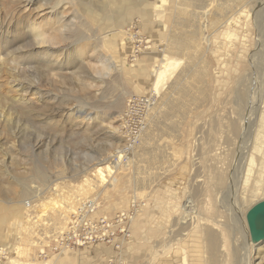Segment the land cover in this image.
<instances>
[{
    "label": "rangeland",
    "instance_id": "rangeland-1",
    "mask_svg": "<svg viewBox=\"0 0 264 264\" xmlns=\"http://www.w3.org/2000/svg\"><path fill=\"white\" fill-rule=\"evenodd\" d=\"M132 1L0 0V264H60L59 255L41 261L37 249L68 218L58 230L57 213L37 225L35 213L41 202L74 201L81 188L85 198L98 193L103 213L145 202L122 251L126 264H264V239L245 236L239 217L264 199V0H166L167 26L155 42L141 17L130 16ZM128 28L134 55L117 44ZM170 28L189 42L148 114L145 141L107 187L92 189L94 165L126 143V100L150 92L137 80L140 56H161ZM245 122L253 130L242 136ZM24 200L35 205L29 214ZM23 246L26 254H16ZM74 251V264L114 257L99 243Z\"/></svg>",
    "mask_w": 264,
    "mask_h": 264
},
{
    "label": "built area",
    "instance_id": "built-area-1",
    "mask_svg": "<svg viewBox=\"0 0 264 264\" xmlns=\"http://www.w3.org/2000/svg\"><path fill=\"white\" fill-rule=\"evenodd\" d=\"M134 41H136V34ZM138 41V40H137ZM136 48V46H135ZM132 49V55L136 52ZM157 99V94L149 92L146 95H132L126 100L125 109L120 117V130L126 136L127 146L117 158V150L110 155L111 167L115 170L130 163L134 148L138 145L140 137L147 126L148 114ZM153 101V103H151ZM145 206L141 199H134L132 205L124 210L114 213H103L97 197L85 199L80 206L68 216L66 226L52 237L48 243L37 249V258L48 261L65 251L75 250L86 246L103 244L112 247L114 257L108 258L104 264H126L122 258L124 246L132 241V221ZM6 254H0L5 257Z\"/></svg>",
    "mask_w": 264,
    "mask_h": 264
},
{
    "label": "bare ground",
    "instance_id": "bare-ground-1",
    "mask_svg": "<svg viewBox=\"0 0 264 264\" xmlns=\"http://www.w3.org/2000/svg\"><path fill=\"white\" fill-rule=\"evenodd\" d=\"M166 0H157V1H154V0H142L141 2H138V3H131V7L132 8H137V10L139 11V15L141 18H145V16L147 15L148 17L151 18V15H155L158 19H160L162 21V17H163V6H164V3H165ZM257 2V1H256ZM259 2V1H258ZM257 2V3H258ZM261 5V3H259ZM264 4V3H263ZM259 6V5H258ZM262 6V5H261ZM257 7V6H256ZM261 9V8H260ZM259 12V10H258ZM263 12V11H262ZM256 15V14H255ZM263 14H261L262 16ZM264 17V16H263ZM262 17V18H263ZM129 19V16L128 17H124L123 21L124 22H127ZM140 19V18H139ZM147 20V19H146ZM264 22V21H263ZM230 23V22H229ZM262 23V22H260ZM162 24V23H161ZM133 23L129 24L128 26H132ZM260 25V24H259ZM264 25V24H263ZM120 27V26H119ZM206 28V27H204ZM258 28V27H257ZM34 32H33V36L35 38H39V42L40 43H43L45 42V39L44 38H41L40 36V33L36 30V29H33ZM130 29H126V30H121L120 29V32L121 33V38H120V45L121 47L123 48H127V50L129 52H132L131 50V44H133V40H134V35L132 34L131 31H129ZM262 32V31H260ZM208 40V39H207ZM132 42V43H131ZM257 49V48H256ZM258 52V51H257ZM255 53V52H254ZM260 53V52H259ZM259 55V54H258ZM256 56V55H255ZM134 57V56H133ZM257 57V56H256ZM255 58V57H254ZM135 60V59H134ZM262 62V61H261ZM139 63V62H138ZM179 64V61L176 60L175 58H172V57H169L167 56L165 53H161V56L157 62V64L153 65L152 69L150 70V76H152V80H151V84H150V92H154L157 94V98L158 96L161 94L162 90L164 89L165 87V83H166V80H167V76L169 74H171V72L173 70L176 69V67H178L177 65ZM254 64V63H253ZM252 64V65H253ZM259 64V63H258ZM261 65V64H260ZM263 65V64H262ZM127 66V64L124 66V68ZM129 66V64H128ZM133 66V65H132ZM139 66V65H138ZM136 67V66H135ZM132 68V67H131ZM126 69L128 70V67H126ZM126 69H123L124 72H127ZM138 69H140L138 67ZM133 70V69H132ZM177 70V69H176ZM138 72V71H137ZM176 72V71H175ZM135 75V74H133ZM173 75V74H172ZM141 76V75H140ZM146 83V82H145ZM263 83V82H262ZM239 84V83H238ZM141 85V84H140ZM248 85V84H247ZM262 89H259V91H261ZM238 91V90H237ZM264 91V90H263ZM253 93V90L251 91ZM252 96V95H251ZM251 99H253L251 97ZM250 99V100H251ZM155 100V99H154ZM259 100V99H257ZM157 101V99L154 101V103ZM252 101V100H251ZM261 102V101H260ZM153 103V101L151 102ZM249 103V102H248ZM261 104V103H260ZM256 105V104H255ZM263 105V104H262ZM150 106H153L152 104ZM249 106V105H248ZM256 108V107H255ZM253 111V110H252ZM255 111V110H254ZM251 114V113H250ZM258 114V113H257ZM250 116V115H249ZM251 121L250 122H253L255 123L256 121V118H257V115H255V112H253V114L251 115ZM255 119V120H254ZM241 120V119H240ZM264 122V112L261 113L260 115V123L262 124ZM258 123V121H257ZM253 125L254 124H251V125H248L246 122L244 123V125H242V132H241V135L244 136V135H247L249 132L251 133V131L253 130ZM145 130V129H144ZM144 132V131H143ZM125 136V135H124ZM126 137V136H125ZM246 144V143H245ZM127 146V141L126 143L123 145V147L125 148ZM257 151H259V148L256 149ZM122 150H119L118 152L121 153ZM242 151V149H241ZM119 153H117V158L120 157ZM245 153V152H244ZM239 154V153H238ZM237 155V154H236ZM244 156V154H243ZM240 157V155L238 156ZM242 158V157H241ZM243 161V159H242ZM95 162V161H94ZM245 162V161H244ZM247 168L245 169V179H244V182L246 183L248 181V179L250 178L249 175H250V172H251V169H252V166L254 165V161H253V157H250L247 161ZM125 166V165H124ZM238 167V166H237ZM94 169L97 173V180L95 181V186L94 185H91L93 186V188H98L99 187H107V184H108V181L112 179V177H115L114 175H112V167H111V162L110 160H104V161H100L96 164V166L94 165ZM237 170V169H236ZM235 172V171H234ZM94 173V172H93ZM241 174V173H240ZM96 175V174H95ZM87 177V176H86ZM88 178H85L84 180H86ZM88 181V184H89V180ZM90 185V184H89ZM233 185V181L229 179V182H228V185L225 189V194H223V198L225 199L226 196H228L229 198H231V194L230 193V189L228 187H232ZM81 187V186H80ZM85 190L86 187H84ZM91 188V187H90ZM78 189V187H77ZM76 189V190H77ZM90 190V189H89ZM78 191V190H77ZM84 192V189L81 188V191L77 193V195L73 198L74 201H66V199H63L65 200L63 203H59L58 200H48L46 202H41V209H38L36 210V213H35V220L33 221L36 225L40 222V220L44 217H46L48 215V212L49 213H57L56 216H54L56 218V221L57 224H58V230H61L65 224V222L67 221L66 219L68 218V215H67V211L66 209H69L70 212H74L79 206L80 204L87 198L85 197H82V194ZM73 193H75V191H73ZM85 193V192H84ZM233 193V192H232ZM72 195V194H71ZM70 195V196H71ZM68 196V197H70ZM98 197V193H96L95 195H92L90 197ZM62 198V197H61ZM89 198V197H88ZM134 198V197H133ZM137 199V198H136ZM134 199H132L128 205V207L130 205H132ZM23 202V201H22ZM226 202V201H225ZM229 202V201H228ZM30 200H24L23 204H24V208H25V213L26 214H29L31 213V210L35 209L34 206H31L30 205ZM77 205H76V204ZM232 203V202H231ZM37 207V206H36ZM127 207V208H128ZM144 207V206H143ZM142 207V208H143ZM141 208V210H142ZM241 211V210H240ZM69 212V211H68ZM54 215V214H53ZM237 215V214H236ZM136 217V215H135ZM135 217L133 219V221L135 220ZM239 217H240V230H242V232L245 233V236L247 235L248 236V229L246 227V219L245 217H241V215L239 214ZM244 218V219H243ZM31 221V220H29ZM132 221V222H133ZM262 221L261 224L264 223L263 219L260 220ZM25 222V221H24ZM56 224V223H55ZM30 227V226H29ZM44 230V229H43ZM24 231V230H23ZM33 231V230H32ZM60 231H58L57 233H59ZM56 233V234H57ZM55 234V235H56ZM53 234L52 237L55 236ZM50 237V238H52ZM49 238V237H48ZM49 238V239H50ZM41 239V238H40ZM48 239V240H49ZM27 240V239H26ZM43 240V239H42ZM48 240L47 242H45L46 244L48 243ZM24 242V241H23ZM37 242H40V241H37ZM43 244V243H42ZM41 245V244H40ZM44 245V244H43ZM42 245V246H43ZM45 246V245H44ZM26 246H23L21 248L17 247L16 248V254L18 255H25L26 253L24 252V250H26ZM28 249V248H27ZM244 250L245 252L247 251V249H245L244 247ZM2 251H4L3 247L0 248V253H2ZM244 252V253H245ZM247 254V253H246ZM9 263L10 264H40V263H37L35 260H9ZM45 264H48V263H45Z\"/></svg>",
    "mask_w": 264,
    "mask_h": 264
},
{
    "label": "crops",
    "instance_id": "crops-1",
    "mask_svg": "<svg viewBox=\"0 0 264 264\" xmlns=\"http://www.w3.org/2000/svg\"><path fill=\"white\" fill-rule=\"evenodd\" d=\"M132 1V0H131ZM133 3H138V2H140V0L139 1H137L136 2V0H133L132 1ZM135 9H137V8H133L131 11V15L130 16H132L133 14H136L137 16H140L139 15V11L137 10V12H135ZM130 13V12H129ZM123 14V13H122ZM121 14V15H122ZM120 16V15H119ZM130 16H129V18H130ZM139 18V17H138ZM142 20L141 21H143V26L147 29V30H149V34L152 36V38H153V41L155 42V41H157L159 38H161L162 37V30L163 29H165V27L167 26L166 24L167 23H165L166 21H159V22H155L154 21V19H153V17L152 18H150V17H148L147 15L145 16V18H141ZM147 19V20H146ZM157 20V19H156ZM162 23V24H161ZM168 41H169V44H168V46H167V48L165 47V51H163L164 53H166L169 57H172V58H175V59H178L179 58V54L181 53L182 54V52H184L183 50H185V51H187V45H186V43H187V41H188V38L187 39H185L183 36H182V34H178L177 32H176V29H171L170 28V34H169V38H168ZM118 42H120V41H117V44H118ZM189 42V41H188ZM113 43H115V41L113 42ZM117 47H119V46H117ZM119 49H123L122 47L121 48H119ZM125 50V49H124ZM188 56H190V57H192L191 56V54H189ZM159 58H160V54H155V53H152L151 51L150 52H145V53H142L141 54V56H140V65H139V68L140 69H138L137 71V80H141V81H143V82H146L145 84H146V86H145V88H148L149 86H150V84H151V80H152V76H150L149 77V75H150V70L152 69V67L153 66H151V64H153L154 63V61H158L159 60ZM158 59V60H157ZM150 67H151V69H150ZM150 69V70H149ZM141 75V76H140ZM143 75L145 76V78L143 79L142 77H143ZM150 78V79H149ZM135 82H137V80H136V77H135ZM150 83V84H149ZM144 84V85H145ZM147 84H148V86H147ZM138 85L139 84H137V85H135L136 87H138ZM144 85H143V87H141V90L143 89H145L144 88ZM140 90V89H139ZM147 93H145V94H143V95H146ZM145 138V136L143 135H141V137H140V141H139V143H138V145L134 148V153L132 154V157L135 155V152L137 151L136 149H137V147H139L141 144H143L144 143V141H142L143 139ZM142 142V143H141ZM155 149L156 148H152V150H153V154H154V157H156V155H158L156 152H155ZM151 150V151H152ZM144 153H146V150L144 151ZM171 153H173V151L171 152ZM170 153V154H171ZM156 154V155H155ZM154 162H160L159 160H157V158H156V160H154ZM167 162V161H166ZM166 164V163H165ZM131 242H129V243H127L124 247H126V246H128L129 244H130ZM100 245V244H99ZM103 245V244H102ZM108 247H110V246H108ZM86 248H92V246H86V247H82V248H77V249H75L76 251H74V253H79V255L80 254H82L81 253V251H82V249H86ZM123 250H124V248H123ZM71 254H73V252H71V251H65V252H63L62 254H60L59 256H60V258L62 259V261H60V264H74V259H72V258H70L71 257ZM101 254V253H100ZM58 257V256H57ZM93 258H95L94 256H92V260H93ZM70 259H72V260H70ZM81 264H84V263H81Z\"/></svg>",
    "mask_w": 264,
    "mask_h": 264
},
{
    "label": "water",
    "instance_id": "water-1",
    "mask_svg": "<svg viewBox=\"0 0 264 264\" xmlns=\"http://www.w3.org/2000/svg\"><path fill=\"white\" fill-rule=\"evenodd\" d=\"M249 236L253 242L264 239V199L254 203L245 215Z\"/></svg>",
    "mask_w": 264,
    "mask_h": 264
}]
</instances>
